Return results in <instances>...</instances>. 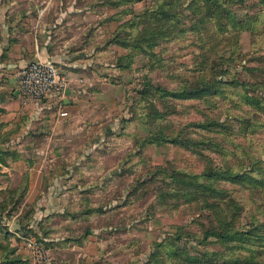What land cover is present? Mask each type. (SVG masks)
Listing matches in <instances>:
<instances>
[{
	"label": "rangeland",
	"instance_id": "1",
	"mask_svg": "<svg viewBox=\"0 0 264 264\" xmlns=\"http://www.w3.org/2000/svg\"><path fill=\"white\" fill-rule=\"evenodd\" d=\"M221 2L0 0V22L41 21L86 64L65 129L48 101L14 125L0 264H264V0ZM216 165L234 178L185 176Z\"/></svg>",
	"mask_w": 264,
	"mask_h": 264
},
{
	"label": "crops",
	"instance_id": "2",
	"mask_svg": "<svg viewBox=\"0 0 264 264\" xmlns=\"http://www.w3.org/2000/svg\"><path fill=\"white\" fill-rule=\"evenodd\" d=\"M20 25L18 22H0V29H2L3 33L0 41V108L3 110L0 112V150L4 152L12 149V143L16 140L17 130H15L14 125H17V123L22 124L23 133L21 134L26 136V134L30 135L34 123L40 126L44 124V122H41L40 114H37V107L25 105L18 96L16 92L17 72L37 58L55 63L71 79L67 94L63 100V104L69 107L72 106L73 99L77 97L76 90L79 87L78 80L80 78L76 77L74 73L78 68H82L81 66H86V64L76 60L81 50L71 51L69 48L71 41L50 35L45 23L42 24L41 21L24 22L22 24L25 25L23 28ZM17 27L19 28L18 30ZM10 74L12 76H9ZM7 77L9 78L7 79ZM28 108H31L32 112H29L30 118L26 119V115L23 112L25 110L23 109L27 110ZM24 118L26 121H23ZM65 120L66 117H58L56 121L53 120L54 123L52 124L55 127L60 125L61 129H65L67 126V123L64 122ZM0 166L9 170L8 165L0 163Z\"/></svg>",
	"mask_w": 264,
	"mask_h": 264
},
{
	"label": "built area",
	"instance_id": "3",
	"mask_svg": "<svg viewBox=\"0 0 264 264\" xmlns=\"http://www.w3.org/2000/svg\"><path fill=\"white\" fill-rule=\"evenodd\" d=\"M71 82L67 73L55 63L40 58L21 68L16 74L17 94L27 106L41 108L44 102H52L57 117L65 118L63 100Z\"/></svg>",
	"mask_w": 264,
	"mask_h": 264
},
{
	"label": "trees",
	"instance_id": "4",
	"mask_svg": "<svg viewBox=\"0 0 264 264\" xmlns=\"http://www.w3.org/2000/svg\"><path fill=\"white\" fill-rule=\"evenodd\" d=\"M208 1L210 2V4H208V7H207V16L213 17V14L215 12V13H217V17H220L221 16V13L224 14V17H225V14L227 13L228 10L225 8L224 2H221L222 0H208ZM236 1H241L242 3H244L246 0H236ZM157 6H158V4H157ZM156 11H157V9L155 8L154 12H156ZM156 33L158 34V33H161V32L160 31L157 32L156 30H154V31H152L151 35H155ZM146 34L147 33H145V34L144 33H141L140 35L142 37L139 36V37H137V39L138 40H143L144 38L146 39ZM117 43H119V42H117ZM131 45L134 48L136 47V44H131ZM131 45L129 44L127 46H131ZM117 67H121L122 68L123 66H122V64H119L118 63L117 64ZM227 83H230L232 85L241 84L238 80L237 81L236 80H232L231 82H227ZM241 85H244V83H242ZM144 87L145 88L146 87H151V88H154L155 89V86L150 81H148V80L145 82ZM157 89L158 90L161 89L164 92L165 96H167V97L172 95V91H167L166 89H163L161 87L160 88H157ZM176 97H181V95L176 96ZM252 102H253V100H252ZM2 111L3 110L0 108V112H2ZM0 129H1V126H0ZM161 137L164 138L163 136H161ZM165 140H166V138H165ZM11 155H13V152H4V151H1L0 150V161L3 162V163H5V165H6V163H7L6 158H7V156H11ZM14 156H16V154H14ZM160 171L161 172H164L163 169H160ZM175 173H179V172L174 171V174ZM203 175L206 176L207 178H210V179L215 178V179H217L219 181H221L223 179L224 180L231 181V178H234L231 171L223 172L221 170V168H219V166H217V165H216V167L213 170H210V172H206L205 171V172H203L200 175L185 174V176H190V178H200ZM225 176H228V177L225 178ZM247 177H250L251 178V176H249L247 174V172H245V173H237V175L235 176V179L242 180V182H244V180ZM262 181H264V180H262ZM187 196H188V194L185 193V194L182 195V198L184 199V197H187ZM188 197H190V196H188ZM185 200L189 202V200H187V199H185ZM201 211H200V213H202ZM230 224H231L230 222H228L226 224L225 223L223 224V225H225V227L223 229L225 231H221L220 232V236H222L224 238H229V237H234L235 234L239 235L241 233H243V234L246 233V232H244L245 230H243V229H240L239 231H236V232H234L233 228H230L229 230H226V229H228L230 227ZM257 224H258V226H261V225L264 226V224H262V223H257ZM214 231H215V227H211V228H209L208 230L205 231V235L208 236V235L212 234ZM235 260H237V259H234L233 258L231 261L236 262Z\"/></svg>",
	"mask_w": 264,
	"mask_h": 264
}]
</instances>
